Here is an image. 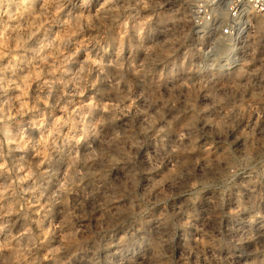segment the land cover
<instances>
[{"label": "clouds", "instance_id": "clouds-1", "mask_svg": "<svg viewBox=\"0 0 264 264\" xmlns=\"http://www.w3.org/2000/svg\"><path fill=\"white\" fill-rule=\"evenodd\" d=\"M0 264H264V0H0Z\"/></svg>", "mask_w": 264, "mask_h": 264}]
</instances>
